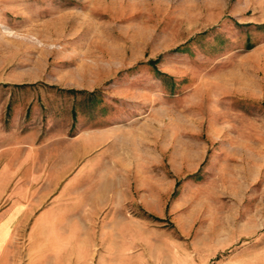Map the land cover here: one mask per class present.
Segmentation results:
<instances>
[{
    "label": "rangeland",
    "instance_id": "1",
    "mask_svg": "<svg viewBox=\"0 0 264 264\" xmlns=\"http://www.w3.org/2000/svg\"><path fill=\"white\" fill-rule=\"evenodd\" d=\"M24 114L124 129L121 248L88 264H264V0H0V119Z\"/></svg>",
    "mask_w": 264,
    "mask_h": 264
},
{
    "label": "crops",
    "instance_id": "2",
    "mask_svg": "<svg viewBox=\"0 0 264 264\" xmlns=\"http://www.w3.org/2000/svg\"><path fill=\"white\" fill-rule=\"evenodd\" d=\"M35 118L0 119V264H88L97 245L120 249L118 160L124 152L109 143L124 141V129L110 125L70 134L69 122L59 126L51 116L45 122ZM97 152L100 161L86 165L94 178L76 183L79 163ZM75 194L85 195L76 202ZM135 224L128 221L132 229Z\"/></svg>",
    "mask_w": 264,
    "mask_h": 264
}]
</instances>
